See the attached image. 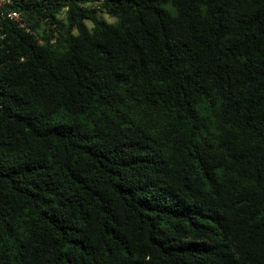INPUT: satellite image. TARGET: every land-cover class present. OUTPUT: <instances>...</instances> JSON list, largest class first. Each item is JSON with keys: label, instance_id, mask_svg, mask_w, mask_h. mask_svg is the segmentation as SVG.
<instances>
[{"label": "trees", "instance_id": "1", "mask_svg": "<svg viewBox=\"0 0 264 264\" xmlns=\"http://www.w3.org/2000/svg\"><path fill=\"white\" fill-rule=\"evenodd\" d=\"M9 7L0 264H264V0Z\"/></svg>", "mask_w": 264, "mask_h": 264}, {"label": "built area", "instance_id": "2", "mask_svg": "<svg viewBox=\"0 0 264 264\" xmlns=\"http://www.w3.org/2000/svg\"><path fill=\"white\" fill-rule=\"evenodd\" d=\"M12 4V0H0V22L2 20H9L18 25L20 28H24L25 24L21 18L20 13L17 11L10 10V5ZM5 39V33L2 32L0 27V44Z\"/></svg>", "mask_w": 264, "mask_h": 264}, {"label": "rangeland", "instance_id": "3", "mask_svg": "<svg viewBox=\"0 0 264 264\" xmlns=\"http://www.w3.org/2000/svg\"><path fill=\"white\" fill-rule=\"evenodd\" d=\"M105 19H107L108 21H111L110 19H108L107 17L104 16Z\"/></svg>", "mask_w": 264, "mask_h": 264}]
</instances>
